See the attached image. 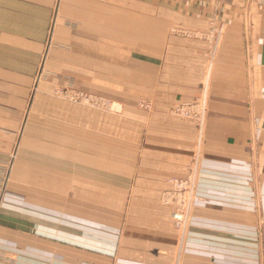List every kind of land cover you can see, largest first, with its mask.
Masks as SVG:
<instances>
[{"label": "crops", "instance_id": "0c3cea01", "mask_svg": "<svg viewBox=\"0 0 264 264\" xmlns=\"http://www.w3.org/2000/svg\"><path fill=\"white\" fill-rule=\"evenodd\" d=\"M211 27L212 52L171 32ZM44 53L43 89L74 81L124 113L46 98V156L18 163L0 204V264H264V0H0V90ZM204 83L200 128L171 110ZM194 164L181 236L160 198Z\"/></svg>", "mask_w": 264, "mask_h": 264}, {"label": "rangeland", "instance_id": "374dc122", "mask_svg": "<svg viewBox=\"0 0 264 264\" xmlns=\"http://www.w3.org/2000/svg\"><path fill=\"white\" fill-rule=\"evenodd\" d=\"M171 32L185 38L206 41L212 52L219 45L222 30L220 27H211L207 31L172 29ZM212 61V56L208 57L207 67L212 64ZM46 62V54L44 53L42 62L40 60V64L33 74H23L22 78L14 82L16 86L15 90L11 88H7L5 91L0 90L4 94V97L0 96V204L4 198L7 186H10L11 183L13 184V176L18 163L22 160H28L31 157L46 156L45 153H31V146L37 145V142L42 145H46L47 143L46 137L33 136L37 135L35 129L40 119L39 117L45 116L47 97L118 116L124 113V106L121 103L119 104L110 98L88 93L76 85L74 81L60 84L52 91L43 89L48 82L47 80L50 78ZM8 82H10V79H8ZM206 85L205 83L202 85L198 99L193 102H198L201 105L203 118L200 124L195 122L192 117L181 116L176 113V108L183 103L176 104L171 110V113L179 118L193 121L198 127L202 128L205 122L208 104ZM89 97L91 99L92 97L94 99H100L101 103L93 106L91 102L88 103L85 100L86 98L89 99ZM145 103H149L150 108L146 109L143 107L142 104ZM136 108L144 112H152L154 108L153 101L139 99ZM196 173L197 170L194 164L185 176L170 178L168 180L170 184L169 189L163 190L161 193L160 202L163 206L170 207L172 227L181 236L186 234L192 219L193 205L196 200ZM104 188H106V192H109V187Z\"/></svg>", "mask_w": 264, "mask_h": 264}, {"label": "built area", "instance_id": "2783aa9c", "mask_svg": "<svg viewBox=\"0 0 264 264\" xmlns=\"http://www.w3.org/2000/svg\"><path fill=\"white\" fill-rule=\"evenodd\" d=\"M85 100L88 103L91 102L93 106L96 104L99 105L101 103L100 99H94L93 97L92 99L89 97V99L86 98ZM142 106L146 109L150 108L149 103L142 104ZM176 113L180 114L181 116L192 117L199 124L202 122L201 120L203 118V112L201 111V105L198 102H185L176 108Z\"/></svg>", "mask_w": 264, "mask_h": 264}]
</instances>
